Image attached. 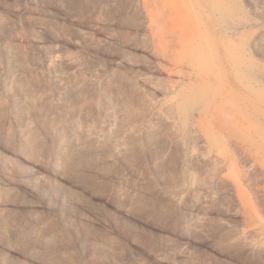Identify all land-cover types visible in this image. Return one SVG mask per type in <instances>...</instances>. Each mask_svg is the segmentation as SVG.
I'll use <instances>...</instances> for the list:
<instances>
[{"label":"rangeland","instance_id":"1","mask_svg":"<svg viewBox=\"0 0 264 264\" xmlns=\"http://www.w3.org/2000/svg\"><path fill=\"white\" fill-rule=\"evenodd\" d=\"M0 264H264V0H0Z\"/></svg>","mask_w":264,"mask_h":264}]
</instances>
